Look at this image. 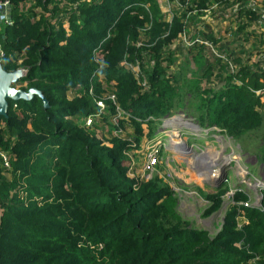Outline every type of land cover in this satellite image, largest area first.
Segmentation results:
<instances>
[{"label":"trees","instance_id":"obj_1","mask_svg":"<svg viewBox=\"0 0 264 264\" xmlns=\"http://www.w3.org/2000/svg\"><path fill=\"white\" fill-rule=\"evenodd\" d=\"M4 1L0 66L26 70L15 87L41 91L48 108L35 96L0 115V264H264V190L260 206L236 192L211 235L181 216L168 184L130 166L184 111L242 147L253 141L264 176L263 10L177 0L169 20L159 0ZM215 5L230 18L196 35L213 48L186 51L188 14ZM227 183L205 195L204 217L223 208Z\"/></svg>","mask_w":264,"mask_h":264},{"label":"rangeland","instance_id":"obj_2","mask_svg":"<svg viewBox=\"0 0 264 264\" xmlns=\"http://www.w3.org/2000/svg\"><path fill=\"white\" fill-rule=\"evenodd\" d=\"M159 2L163 12L169 13L170 5L167 1ZM2 17L0 13V23L3 21ZM205 20L210 22V19L204 16L196 18L195 25L189 28L186 33L189 43L195 39L198 26L205 23ZM213 26L215 29L216 24ZM183 45L187 51L188 46L184 42ZM177 56V69H180L187 54L183 50ZM257 58L258 56L254 55L252 62H256ZM182 113L188 117L186 122H173L172 119L163 122L155 137L144 142L141 149L136 151L137 157L133 158L130 166H138L140 176L145 179L159 177L168 184L177 195L181 216L191 226L208 230L211 235H215L222 227L225 213L236 192L242 190L249 195L250 204L258 205L261 183L264 182L263 171L257 156L249 152L252 145H255L253 141H245L242 147L215 128H201L195 118L187 112ZM157 139L161 141L157 142ZM227 157L232 159L225 160ZM195 159L204 164L196 163ZM204 165H209L208 169ZM241 171L245 176L239 174ZM219 174L227 175L228 192L224 196L223 208L206 218L204 214L209 204L205 195L216 192L206 182L208 178L215 179ZM257 184H260L259 188H254Z\"/></svg>","mask_w":264,"mask_h":264},{"label":"built area","instance_id":"obj_3","mask_svg":"<svg viewBox=\"0 0 264 264\" xmlns=\"http://www.w3.org/2000/svg\"><path fill=\"white\" fill-rule=\"evenodd\" d=\"M167 3L170 5L169 7V13H165L163 12L164 14H166L169 18V20H171L174 16L173 14V6H176L178 3H177V0H174V1H171V0H166ZM160 3V2H159ZM161 6V5H160ZM245 7L248 9V10H251V11H255L257 9H262L263 10V14H262V22L260 23V30L262 32H264V0H249ZM162 8V7H161ZM10 10H11V4L9 1H4V2H0V13H2V23L0 24H6L8 26H12V21L10 19ZM219 10V6L215 5L214 7H212L211 9H208V10H203V11H194V12H191L188 14V17L187 19L189 20L190 18H192L193 16H196L197 18H200L201 16H204L205 18H209L210 19V22H207L206 20V23L209 24V26L211 27L212 31L215 33V34H218L219 33V30L217 28L214 29V26L215 25V18L217 16H221V18L224 19V21H226V19L230 18V15H227V14H222V13H219L220 15H216V13L220 12L218 11ZM163 11V10H162ZM236 11V10H235ZM223 16V17H222ZM204 23H202L201 25H203ZM201 25L198 26L197 30L201 29ZM216 27V26H215ZM190 28V27H189ZM189 28H187L184 33L182 34V37H181V42L184 44H186V46H188V49L193 47V46H196V45H201V44H205L206 46H209L210 48H213V45L209 42H203L201 41L197 36H195V39L192 40L191 43L188 42V39H187V35L186 33L189 32ZM202 29H203V26H202ZM197 33V32H196ZM214 52H216V49L214 50ZM0 55L2 56L3 55V52H2V48H1V45H0ZM230 67L232 68V70H235V67L230 63ZM134 73L136 76H138V73H139V67H135L134 68ZM23 72V76L26 77L27 76V71L26 70H22ZM23 77V78H24ZM103 109H104V106L103 104H99ZM182 114V115H181ZM188 117L180 112L172 117H167L164 119L163 122H166V121H170V119L173 120V122H186L185 120L187 119ZM86 125L87 126H91L92 125V118H88L86 121ZM164 124V123H163ZM174 124V123H173ZM161 140L160 139H157V142H160ZM1 157L3 158L4 162H5V166L7 168L10 169V164L8 162V159H7V155L6 154H1ZM153 164H155V161H153ZM247 174V173H246ZM249 174V173H248ZM142 178H144L142 176ZM228 182V180L226 181ZM259 188V187H258ZM262 190H264V182L261 183V189H260V196H259V199H258V205H255V206H260L261 204V200H262ZM242 191V190H241ZM231 204H235L234 202V197L232 198L231 200ZM251 202V201H250ZM248 205V204H247ZM1 211V210H0Z\"/></svg>","mask_w":264,"mask_h":264},{"label":"water","instance_id":"obj_4","mask_svg":"<svg viewBox=\"0 0 264 264\" xmlns=\"http://www.w3.org/2000/svg\"><path fill=\"white\" fill-rule=\"evenodd\" d=\"M22 70L9 73L3 70L0 66V115L8 117L9 103L14 102H29L33 98L39 97L43 100L45 108H48V102L43 93L37 89H30L28 91L15 87L20 80L23 79ZM227 181V175H218L215 179L207 180L206 184L215 189L216 192L220 191Z\"/></svg>","mask_w":264,"mask_h":264},{"label":"bare ground","instance_id":"obj_5","mask_svg":"<svg viewBox=\"0 0 264 264\" xmlns=\"http://www.w3.org/2000/svg\"><path fill=\"white\" fill-rule=\"evenodd\" d=\"M180 142H181V141H180ZM231 157H232V156H231ZM232 158H233V157H232ZM232 158L227 157V158H224V159H225V160H227V159L229 160V159H232ZM191 160H192V159H191ZM193 161H194V160H193ZM195 162L198 163V164H204L203 162H201V161L198 160V159H195ZM204 166H205V165H204ZM205 167H206V169H208L209 165H206ZM209 170H210V169H209ZM239 174L245 176V175H244V172H242V171H241ZM214 178H216V177H214ZM208 179H211V178H208ZM259 186H260V184H259V185L257 184L254 188H257V187H259Z\"/></svg>","mask_w":264,"mask_h":264}]
</instances>
